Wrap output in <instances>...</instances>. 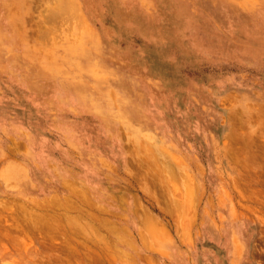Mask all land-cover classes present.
Masks as SVG:
<instances>
[{"label": "rangeland", "instance_id": "obj_1", "mask_svg": "<svg viewBox=\"0 0 264 264\" xmlns=\"http://www.w3.org/2000/svg\"><path fill=\"white\" fill-rule=\"evenodd\" d=\"M0 264H264V0H0Z\"/></svg>", "mask_w": 264, "mask_h": 264}, {"label": "bare ground", "instance_id": "obj_2", "mask_svg": "<svg viewBox=\"0 0 264 264\" xmlns=\"http://www.w3.org/2000/svg\"><path fill=\"white\" fill-rule=\"evenodd\" d=\"M59 1H60V0H59ZM62 3H63V2H62ZM68 3H69V2H68ZM59 4H60V3H59ZM59 4H58V5H59ZM70 4H71V3H70ZM73 4H74V2H73ZM77 5H78V4H77ZM60 6H61V4H60ZM68 7H69V6H68ZM57 8H58V7H57ZM59 9H60V8H59ZM52 10L55 11L54 8H53ZM66 10H67V9H66ZM56 11H57V10H56ZM56 11H55V12H56ZM73 11H74V10H72V12H71L72 14H73ZM78 11H79V10H78ZM57 12H58V11H57ZM61 12H64V11H61ZM53 13H54V12H53ZM59 13H60V12H59ZM59 13H57V14H59ZM74 13H75V11H74ZM59 15H60V14H59ZM61 17H62V16H61ZM48 18H49V17H48ZM64 18H65V17H64ZM56 20H57V19H56ZM61 20H62V18H61ZM4 22H5V21H4ZM86 26H88V25H85V27H86ZM87 29H88V31H89V28H87ZM48 30H49V29H48ZM82 30H83V29H82ZM87 33H88V32H87ZM43 34H44V33H43ZM49 34H50V33H49ZM53 34H54V33H53ZM88 35H89V34H88ZM53 39H54V38H53ZM53 39H52V40H53ZM61 40H62V39H61ZM74 64H75V63H74ZM46 69H47V68H46Z\"/></svg>", "mask_w": 264, "mask_h": 264}]
</instances>
